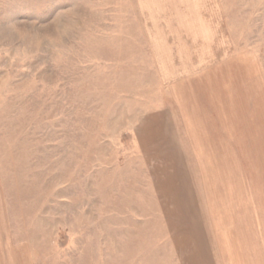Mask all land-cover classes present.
Wrapping results in <instances>:
<instances>
[{
  "label": "rangeland",
  "instance_id": "obj_1",
  "mask_svg": "<svg viewBox=\"0 0 264 264\" xmlns=\"http://www.w3.org/2000/svg\"><path fill=\"white\" fill-rule=\"evenodd\" d=\"M235 225H264V0H0V264H264Z\"/></svg>",
  "mask_w": 264,
  "mask_h": 264
},
{
  "label": "crops",
  "instance_id": "obj_2",
  "mask_svg": "<svg viewBox=\"0 0 264 264\" xmlns=\"http://www.w3.org/2000/svg\"><path fill=\"white\" fill-rule=\"evenodd\" d=\"M207 226L209 225H205V222L204 223L201 222L200 225H197L199 239L203 241V244L202 242H200L199 245L200 248L198 249V251L199 250L200 252L202 251V246H204V251H205V253L201 252V254H198V256H201V258L203 257L205 261L208 260L210 263H218L216 254L210 251L209 236L211 238V235L207 229ZM235 226L237 227V229L238 227H241L244 230L246 229L248 230V232L244 231L245 232L244 235L242 233L237 234V236H239L238 240L244 238L245 240L244 246L254 247V252L252 251L251 248H247V251H252L251 255L253 254L264 255V248L263 249L259 248V245H262L264 247V225H235ZM206 245L209 250L206 248ZM240 253H242V249Z\"/></svg>",
  "mask_w": 264,
  "mask_h": 264
}]
</instances>
